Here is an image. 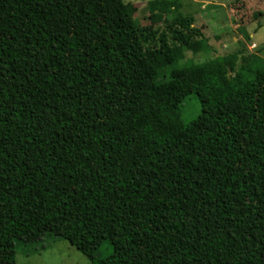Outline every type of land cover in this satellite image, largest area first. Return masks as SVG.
I'll return each mask as SVG.
<instances>
[{
    "label": "trees",
    "instance_id": "1",
    "mask_svg": "<svg viewBox=\"0 0 264 264\" xmlns=\"http://www.w3.org/2000/svg\"><path fill=\"white\" fill-rule=\"evenodd\" d=\"M135 12L0 0V264L48 236L90 264H264V69L179 64L191 19L170 46Z\"/></svg>",
    "mask_w": 264,
    "mask_h": 264
},
{
    "label": "rangeland",
    "instance_id": "2",
    "mask_svg": "<svg viewBox=\"0 0 264 264\" xmlns=\"http://www.w3.org/2000/svg\"><path fill=\"white\" fill-rule=\"evenodd\" d=\"M134 5L135 23L139 30L152 25L156 35L164 34L170 46L176 45L172 32L178 21L189 18L197 29L195 41L204 46L200 51L175 47L179 64L193 59L204 63L221 56L227 76H231L245 57L248 67L264 69V5L262 0H123ZM154 6V7H153ZM157 47L158 39L150 43ZM166 70L164 73L166 74ZM162 76V75H161ZM160 76V77H161ZM200 110L195 95H190L181 108L184 122ZM105 253V252H103ZM15 264H90L68 242L57 237H44L33 243L18 242Z\"/></svg>",
    "mask_w": 264,
    "mask_h": 264
}]
</instances>
